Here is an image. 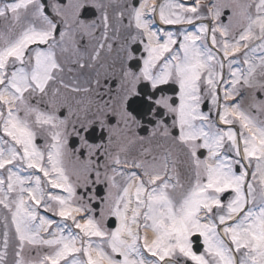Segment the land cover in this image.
<instances>
[{
    "label": "snow or ice",
    "instance_id": "obj_1",
    "mask_svg": "<svg viewBox=\"0 0 264 264\" xmlns=\"http://www.w3.org/2000/svg\"><path fill=\"white\" fill-rule=\"evenodd\" d=\"M0 20V264L13 241L12 264H264V0H0Z\"/></svg>",
    "mask_w": 264,
    "mask_h": 264
},
{
    "label": "flooded vegetation",
    "instance_id": "obj_2",
    "mask_svg": "<svg viewBox=\"0 0 264 264\" xmlns=\"http://www.w3.org/2000/svg\"><path fill=\"white\" fill-rule=\"evenodd\" d=\"M186 2L191 4V3L194 2V0H186ZM87 15L89 17L94 16L95 15L94 10L89 9L88 12H87ZM6 28H7V22H5L3 20H0V31H5ZM171 30H175V29L173 28ZM106 60H107L108 63L111 62L109 58H104V59L101 60V63H104ZM67 67H72L73 71L72 72H68L67 71ZM97 69H99V64H97V67L95 69H87V68H85L83 70H80L75 65L69 64V65L66 66L65 73H64V79L68 83H72L73 81H76V82L80 83L81 85H83L84 82L90 76H94L95 75V72H96ZM99 70L101 72H103V69H99ZM114 86L115 85L113 84V87ZM165 92H166V94L172 95L173 94L172 87L168 86L165 89ZM249 103H250V97L246 96L245 99L242 101V106L247 108ZM205 110H207V109L205 108ZM251 114L253 116H257V113H256L255 109L251 110ZM257 118L258 119H264V115L257 116ZM168 122L169 123L171 122L170 119H169ZM144 124H145V128H147V130L150 131L152 125L148 123L147 119L144 120ZM221 126L223 127V125H221ZM236 127L238 128V125ZM148 131H145L144 129H140L139 130V134L141 136L147 137L148 136ZM100 135H101V133L99 131H97L96 133L93 134V139L96 140V141H99ZM170 147H172V144H171L170 140L166 141V140H164L161 137H155V138H151L150 140L146 139L143 142L136 141L135 143L129 145L128 146V148H129L128 155L129 156L140 157L141 153H143L145 149H148V150H150L151 155L147 156V158L151 159L152 155H161V154H163V152L167 148H170ZM99 191H100V195L104 194L102 186L100 187ZM47 215L50 216L51 214L49 213ZM56 219H59V218H56ZM112 219L114 220V218H112ZM0 224H2V221H0ZM110 226H112L111 225V221H110ZM2 231H3V229H2V227H0V232H2ZM0 239H2V237H0ZM194 247H195V250H197L198 253L203 251L202 243H200L199 241L194 245ZM0 250H2V244H0ZM14 250L15 249H14V241H13L10 244V247H9V250H8V257H7L8 264H12V261L14 259V255H13ZM33 256H35V250H28V249L25 250V257L26 258H31Z\"/></svg>",
    "mask_w": 264,
    "mask_h": 264
},
{
    "label": "rangeland",
    "instance_id": "obj_3",
    "mask_svg": "<svg viewBox=\"0 0 264 264\" xmlns=\"http://www.w3.org/2000/svg\"><path fill=\"white\" fill-rule=\"evenodd\" d=\"M26 258V257H25Z\"/></svg>",
    "mask_w": 264,
    "mask_h": 264
}]
</instances>
